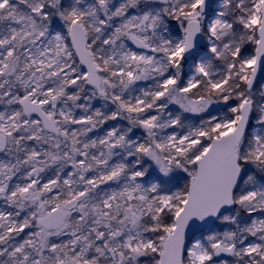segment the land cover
<instances>
[{
	"label": "snow or ice",
	"instance_id": "obj_1",
	"mask_svg": "<svg viewBox=\"0 0 264 264\" xmlns=\"http://www.w3.org/2000/svg\"><path fill=\"white\" fill-rule=\"evenodd\" d=\"M0 264H264V0H0Z\"/></svg>",
	"mask_w": 264,
	"mask_h": 264
}]
</instances>
